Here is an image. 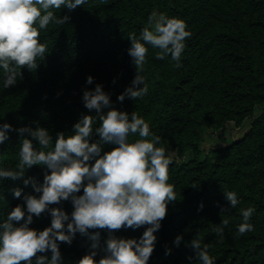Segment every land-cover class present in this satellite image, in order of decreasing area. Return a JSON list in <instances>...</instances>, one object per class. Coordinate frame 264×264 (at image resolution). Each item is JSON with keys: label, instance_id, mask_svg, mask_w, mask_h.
<instances>
[{"label": "trees", "instance_id": "1", "mask_svg": "<svg viewBox=\"0 0 264 264\" xmlns=\"http://www.w3.org/2000/svg\"><path fill=\"white\" fill-rule=\"evenodd\" d=\"M154 10L185 19L192 36L186 38L178 68L170 55L159 59V49L148 45L142 70L148 92L121 101L118 95L137 72L128 53L129 35L138 36ZM64 13L69 21L41 30L40 39L48 51L37 68L22 67L23 79L8 89L0 87V123L10 122L14 128L43 126L54 141L60 132L70 135L84 114L97 115L95 127L98 114L85 107L82 95L100 83L112 102L103 111L115 107L144 117L171 158L169 182L176 198L167 205L148 264H200L191 246L197 234L209 245L214 264H264V0H87L70 12L66 7L57 10V15ZM90 74L94 79L88 84ZM246 117H254L251 127L235 143L201 159L193 156L177 162L171 155L177 144L195 145L202 125ZM20 136L9 130L8 139L0 143V166L16 167ZM137 136L130 134L129 139ZM97 139L99 134L93 131L90 142ZM33 143L37 146V141ZM114 146L106 143L102 152ZM45 170L46 166L37 164L26 169L25 177L0 180V220L17 204L26 208L25 194L39 195L33 181L42 183ZM26 177L32 178L27 185ZM15 187L22 189L20 197L14 196ZM225 190L237 192L236 207L226 199ZM82 192L83 188L77 194ZM248 206L255 208L250 218L254 231L239 235V209ZM50 207L70 214L73 204L69 198ZM222 217L229 223L220 234L213 228ZM50 223L46 209L39 216L33 214L29 226L42 230ZM147 226H122L112 234L139 238ZM93 231L100 232L98 260L105 255L109 230L89 229ZM178 234L182 235L179 245L174 243ZM91 244L89 235L79 232L70 244L59 242L63 264H76L92 250ZM41 254L51 252L36 255Z\"/></svg>", "mask_w": 264, "mask_h": 264}, {"label": "clouds", "instance_id": "2", "mask_svg": "<svg viewBox=\"0 0 264 264\" xmlns=\"http://www.w3.org/2000/svg\"><path fill=\"white\" fill-rule=\"evenodd\" d=\"M86 2L0 0V87L8 89L23 79L22 67L37 68L38 61L48 51L46 43L41 42V30L70 19L68 13L57 15V10L66 7L70 12ZM191 36L185 19L152 11L139 35H129L128 53L137 72L118 99L123 101L125 96L137 99L147 94L148 85L142 70L148 45L159 49L156 52L159 59L170 55L178 68L186 38ZM93 79L88 75L86 83L91 84ZM82 100L85 107L96 110L99 124L93 126L97 115L84 114L75 122L70 135L60 132L55 141L49 129L43 126L14 128L10 122L0 123V143L8 139L9 130L21 134L18 163L15 168L0 166V180L25 177L26 169L33 165L46 166L43 182L33 181L39 195L25 194L26 208L17 204L0 220V264H21L22 261L24 264H63L59 242L70 244L77 232L89 235L92 250L76 264H148L167 205L176 198L174 185L169 182L171 158L159 144L161 137L150 131L144 117L115 107L103 111L112 102L100 83L94 89L86 88ZM93 131L99 134V139L90 142ZM25 133L27 135H23ZM130 134L138 136L130 140ZM33 140L37 141V146ZM106 143L115 146L102 152ZM30 180L31 177H26L23 182L27 185ZM81 188L82 194H77ZM21 192L20 187L13 189L16 197H20ZM224 194L232 207L240 202L236 191L225 190ZM69 198L73 204L70 214L61 207H50ZM46 209L51 214V223L42 230L30 227L33 214L39 216ZM239 212L242 220L237 225V234L254 231L250 218L255 208L248 206ZM228 223L229 219L222 217L213 231L222 234ZM141 225L148 226L139 238L112 234V230L122 226L138 228ZM98 228H107L109 236L103 248L105 255L97 260L100 232H89V229ZM181 239L182 235L178 234L174 243L179 245ZM191 246L200 264H214L209 245L202 243L198 234L191 240ZM48 250L50 256L36 255Z\"/></svg>", "mask_w": 264, "mask_h": 264}, {"label": "rangeland", "instance_id": "3", "mask_svg": "<svg viewBox=\"0 0 264 264\" xmlns=\"http://www.w3.org/2000/svg\"><path fill=\"white\" fill-rule=\"evenodd\" d=\"M254 117H246L243 121L226 120L223 124H204L199 127L200 138L192 147L175 145L171 155L180 162L193 156L203 158L212 154V150L235 143L248 132Z\"/></svg>", "mask_w": 264, "mask_h": 264}]
</instances>
